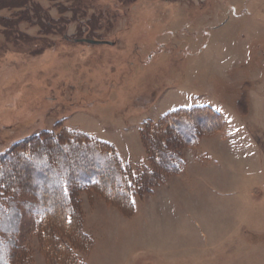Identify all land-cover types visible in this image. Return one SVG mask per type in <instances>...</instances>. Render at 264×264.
Here are the masks:
<instances>
[{"label": "rangeland", "instance_id": "rangeland-1", "mask_svg": "<svg viewBox=\"0 0 264 264\" xmlns=\"http://www.w3.org/2000/svg\"><path fill=\"white\" fill-rule=\"evenodd\" d=\"M193 105L216 124L203 111L196 142L163 133L185 165L139 186L141 128ZM43 131L106 141L131 174V207L77 187L85 242L53 233L77 264H264V0H0V154ZM39 223L20 208L25 264H57Z\"/></svg>", "mask_w": 264, "mask_h": 264}, {"label": "trees", "instance_id": "trees-1", "mask_svg": "<svg viewBox=\"0 0 264 264\" xmlns=\"http://www.w3.org/2000/svg\"><path fill=\"white\" fill-rule=\"evenodd\" d=\"M203 111L210 116L209 121L215 123L212 115L219 114L218 111L207 105H193L171 110L159 122L152 124L149 132L146 127L141 128L142 143L152 170H144L139 186L150 185L161 172L173 173L183 169L185 160L178 152L182 141H176V137L171 151L167 136L160 140L161 135L174 128L182 131L180 139L184 142H196L200 129L194 123L200 121L199 114ZM161 141L166 143L165 146L169 145L165 159L162 158L165 148H162ZM130 179L128 168L121 163L113 146L85 133L62 131L54 136L43 131L19 140L7 152L0 154V185L10 191L8 195H0V264H11L15 257L19 264H25L28 259V250L17 242L20 208L23 207L40 216V233L53 261L77 264L69 244L53 234L57 229L68 235L70 242L77 246L85 242L86 235L74 221L77 187H98L111 199L120 196L131 207ZM158 181L163 180L159 178ZM19 193L34 196L35 201L23 203L18 198Z\"/></svg>", "mask_w": 264, "mask_h": 264}, {"label": "crops", "instance_id": "crops-1", "mask_svg": "<svg viewBox=\"0 0 264 264\" xmlns=\"http://www.w3.org/2000/svg\"><path fill=\"white\" fill-rule=\"evenodd\" d=\"M186 170H187V168H186ZM186 170H185V172H186ZM175 182L178 184V187H177L178 189H176L177 191L179 190L182 194L185 193V192L188 193L187 187H185V184L183 183V179L180 180V181L179 180L175 181ZM168 183H169V181H168ZM189 216L192 218V216L190 214H189ZM191 228H192V226L190 224H186V229L187 230H190Z\"/></svg>", "mask_w": 264, "mask_h": 264}, {"label": "water", "instance_id": "water-1", "mask_svg": "<svg viewBox=\"0 0 264 264\" xmlns=\"http://www.w3.org/2000/svg\"><path fill=\"white\" fill-rule=\"evenodd\" d=\"M79 41H83V42H87L90 44H106V43H110L109 41H104V40H96V39H90V38H82Z\"/></svg>", "mask_w": 264, "mask_h": 264}]
</instances>
